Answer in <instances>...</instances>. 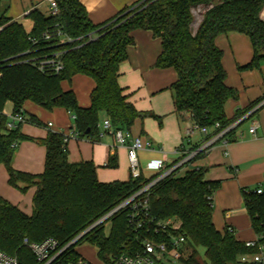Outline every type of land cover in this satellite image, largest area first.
Returning a JSON list of instances; mask_svg holds the SVG:
<instances>
[{
	"label": "trees",
	"instance_id": "obj_1",
	"mask_svg": "<svg viewBox=\"0 0 264 264\" xmlns=\"http://www.w3.org/2000/svg\"><path fill=\"white\" fill-rule=\"evenodd\" d=\"M56 1L59 14L55 16L38 9L25 16L32 23L30 32L21 22L0 13V165L6 167L11 187L22 194L36 189L31 215L0 197V250L18 258L19 264H38L26 240L41 243L53 238L64 247L157 176L102 183L94 163L69 162L68 143L62 134L52 131L40 141L46 147L44 172H19L12 166L13 146L27 138L20 134L21 126L8 129L4 114L8 103L13 104L14 112L23 110L28 102L48 111L64 108L72 115L79 135L92 140L100 137L104 117L111 120L114 129L130 132L140 112L120 86V70L129 59V48L135 45L132 33L143 30L162 42L155 68L177 73V81L169 88L176 112L190 114L201 128L213 130V136L236 122L227 118L225 108L230 99L238 97L226 84L218 37L240 33L251 39L254 58L242 69H258L264 62V20L260 16L264 0H139L98 26L90 21L81 0ZM199 6L212 8L194 35L192 10ZM48 60L60 61L63 71L56 74L48 65L43 66ZM78 75L88 76L96 84L89 109L79 105L73 91L63 89L64 83H71ZM29 122L41 126L35 118ZM217 123L219 129L215 128ZM200 156L203 154L189 164ZM107 166L116 168L117 159L112 157ZM177 173L154 184L147 196L155 216L176 218L181 223L192 251L181 264H246L244 256L260 253L264 247V193L244 192L245 207L258 236L256 245L247 247L234 231L228 228L222 234L214 226L213 196L220 184L206 182L203 168L189 170L181 178ZM108 223L110 232L106 234ZM132 239L126 210L113 214L83 238L107 264ZM73 251L68 253L73 255Z\"/></svg>",
	"mask_w": 264,
	"mask_h": 264
},
{
	"label": "crops",
	"instance_id": "obj_2",
	"mask_svg": "<svg viewBox=\"0 0 264 264\" xmlns=\"http://www.w3.org/2000/svg\"><path fill=\"white\" fill-rule=\"evenodd\" d=\"M10 1H0V13L8 12ZM45 1L49 2V7L45 11L40 9L44 0H30L28 4L23 5L26 10L19 18H12L9 12L5 15L24 24L26 30L30 32L32 23L25 16L34 9L50 14V0ZM138 1L81 0V3L86 8L90 21L98 26L113 19ZM211 8L212 6H199L192 10L195 18L192 25L194 35L206 12ZM132 36L135 45L129 48V59L121 66L119 83L129 101L140 112V118L136 120L130 132L151 144L150 149L140 153V161L144 166L143 176L151 178L156 172L147 168L150 162L163 161L167 167L176 165L184 155L187 156L193 149L200 147L207 136L195 131L189 137L187 134L189 115L176 112L174 94L169 88L177 81V73L174 69L155 68L157 59L162 54V42L148 31L138 30L132 33ZM216 43L224 54L226 84L238 93L237 99H230L227 102L226 116L229 120H236L238 126L235 134L226 138L229 142L227 146L218 142L207 154L181 167L178 173L184 169L187 172L203 168L206 182L220 184L213 196L214 226L222 234L228 228L233 229L235 237L246 244L256 242L258 236L245 207L244 192L259 188L264 190V62L258 69H242L254 58L253 45L247 35L240 33L221 35ZM95 88L94 80L85 75L75 76L71 83L63 84L64 91H73L79 105L84 109L92 106L91 95ZM23 110L29 120L35 118L41 126L28 122L20 127V134L27 139L17 144L12 166L19 172L40 175L45 170L46 162V147L40 141L45 140L51 131L62 135L69 133L74 129L73 117L64 108L48 111L31 102L26 103ZM13 112V104L8 103L4 114L10 116ZM48 123H52L53 128L47 127ZM254 124L257 129L252 135L250 130ZM212 132L213 130H210V133ZM101 134L103 129L100 124L99 138L92 140L80 136L70 140L67 144L69 162L94 163L97 167L98 180L102 183L128 182L131 175L127 172L129 165L127 148L117 146L113 135ZM112 157L117 159L116 168L107 166ZM5 170L8 186L9 175L6 167ZM35 193V188L27 192L31 195V206H23L20 199L11 196L5 189L0 192V197L27 215H31Z\"/></svg>",
	"mask_w": 264,
	"mask_h": 264
},
{
	"label": "built area",
	"instance_id": "obj_3",
	"mask_svg": "<svg viewBox=\"0 0 264 264\" xmlns=\"http://www.w3.org/2000/svg\"><path fill=\"white\" fill-rule=\"evenodd\" d=\"M50 14L53 16L59 14V7L56 0H50ZM260 16L264 20V8ZM44 65L51 67L56 74H60L63 71V65L58 60L45 61L43 63ZM187 115L190 118V121L187 123L188 136H192L195 131H200L207 136L206 141L198 149L191 151L187 156L184 155L181 161L178 162L179 164L176 163V165L167 167L163 161L150 162L147 168L156 172L155 176H157V179L139 193L126 200L100 221L103 223L113 214L126 210L128 225L133 232L131 243L126 245L119 255L112 258L110 264H181L182 260L185 259L189 246L188 238L181 228V223L176 218L161 219L155 216L151 211L147 193L160 180L170 176L175 171H179L181 167L188 165L200 154H207L218 142H222L227 146L229 142L226 140V135L238 126V123H234L227 129L210 136L209 129L201 128L192 120L190 114ZM7 118V127L9 130H16L29 122L24 110L13 112ZM101 126L103 134H111L114 136L117 146L127 148L131 177L133 179L140 178L144 171V166L140 161V153L150 149L151 144L144 142L141 137L133 136L129 131L114 129L109 118H105ZM47 127L53 128V124L48 123ZM215 128L219 129L220 125L217 123ZM256 129L257 126L254 124L250 133L254 135ZM63 136L66 143L80 137L75 128ZM13 147H17V144H14ZM254 192L261 195L264 193V190L259 188ZM229 230L231 232L234 231L231 228ZM87 231L80 234L64 247H61L60 243L53 238L46 239L41 243H32L26 240L25 244L35 256L38 264H94L78 252H75V250L73 251V255L68 253L70 249H73L90 232L87 233ZM256 242L246 243V246L254 247ZM242 261L246 264H264V247H261L259 254L244 256ZM0 264H19V260L0 250ZM99 264L107 263L100 260Z\"/></svg>",
	"mask_w": 264,
	"mask_h": 264
},
{
	"label": "rangeland",
	"instance_id": "obj_4",
	"mask_svg": "<svg viewBox=\"0 0 264 264\" xmlns=\"http://www.w3.org/2000/svg\"><path fill=\"white\" fill-rule=\"evenodd\" d=\"M29 1L30 0H11L9 2L10 7L8 6L9 10L7 9L10 16L12 18L16 19V18H19L20 15H23V12L26 10L23 8L24 7L23 5L28 4ZM26 7H27V5H26ZM47 7H49V2H46L44 0V4L40 7V9L45 11V9ZM8 12L5 11V13H8ZM185 170L186 169L177 173V177L178 178L183 177L184 174H186ZM127 172H128V174L131 175L130 165L127 166ZM6 176H7V173H6L5 167L0 166V192L3 189H5L8 193H11V196H13L14 198L17 197V199H20L19 201H21L20 203L23 206H27V205L29 206L31 204V195L27 194V193L26 194L19 193L16 189L10 187L9 185L7 186L6 185ZM15 201H17V200H15ZM105 232H106V234H109V232H110V224L109 223L106 224ZM73 250H75V252H78L80 255H82L84 258L88 259L89 261H91L94 264L100 263L101 259L98 256L97 249L94 246H92L87 240H83V241L79 242L75 247H73ZM191 252L192 251L190 249H188L186 256H188ZM201 252L203 254V250Z\"/></svg>",
	"mask_w": 264,
	"mask_h": 264
},
{
	"label": "water",
	"instance_id": "obj_5",
	"mask_svg": "<svg viewBox=\"0 0 264 264\" xmlns=\"http://www.w3.org/2000/svg\"><path fill=\"white\" fill-rule=\"evenodd\" d=\"M100 223H101V222L97 223L96 225H94L93 227H91L90 229H88L87 233H88L89 231H91L94 227H96L97 225H99Z\"/></svg>",
	"mask_w": 264,
	"mask_h": 264
}]
</instances>
